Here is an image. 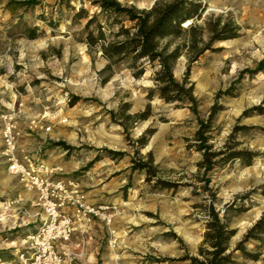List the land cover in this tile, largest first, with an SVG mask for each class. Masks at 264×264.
Listing matches in <instances>:
<instances>
[{"label": "rangeland", "instance_id": "1", "mask_svg": "<svg viewBox=\"0 0 264 264\" xmlns=\"http://www.w3.org/2000/svg\"><path fill=\"white\" fill-rule=\"evenodd\" d=\"M25 1L30 0H0V263L17 258L44 218L35 195L8 172L3 134L12 111L21 152L78 179L87 197L102 200L95 205L115 209L111 230L96 223L94 256L87 264H191L200 257L212 205L223 218L236 204L237 211H228L236 247L264 217V72L243 73L264 60V0H200L206 10L191 22L204 41L208 23L217 18L221 26L230 25L220 35L236 37L220 40L191 64L199 116L151 94L157 67L148 66L140 78L128 65L105 71L101 44L91 48L88 35L101 29L112 40L120 25L111 27L113 20L95 0ZM117 1L150 10L173 0ZM188 66L182 56L174 69L178 81ZM232 85L230 95L218 97ZM215 104L222 110L208 135L217 165L207 171L200 166L196 133L198 119L207 121ZM147 110L146 120L136 116ZM146 131L141 147L137 141ZM237 151L255 157L232 159ZM149 152L150 181L145 172L132 170L133 159ZM111 239L118 241L115 249ZM245 247L248 256L237 252V264H264V233L253 231Z\"/></svg>", "mask_w": 264, "mask_h": 264}, {"label": "trees", "instance_id": "2", "mask_svg": "<svg viewBox=\"0 0 264 264\" xmlns=\"http://www.w3.org/2000/svg\"><path fill=\"white\" fill-rule=\"evenodd\" d=\"M94 3L99 5L110 20H113V24L109 23L111 27L114 24L120 25L117 32H111L112 40H109L101 29L98 30L97 36L94 35V32H90L88 35V44L91 48H96L98 44H101L102 56L108 61L105 71L120 65H128L135 76L140 78L146 73L148 66L157 67L158 70L154 77L156 87L151 90V94L157 93L165 103L175 104L177 109L188 108L195 116H199V100L194 93V84L189 82L191 64L205 52L213 49L215 43L236 37V34L223 37L220 35L227 32L229 23H224L221 26L219 18L213 24L209 22L207 31L210 36L207 41H204L201 29H198L196 25L184 27L186 21L199 17L206 10L200 0L159 1L150 10L124 6L117 0H95ZM21 4L32 5L35 4V1H25ZM85 12L82 9L79 16ZM95 21L96 17L90 19L88 26ZM126 22L131 23V26H126ZM185 36L190 38V43L177 42L178 39ZM182 56L189 58V66L184 79L178 81L174 75V69ZM259 72H264V60L258 64L255 70H246L243 73L255 75ZM232 88L233 85L228 91L219 93L218 97L230 95ZM211 110L207 121L198 119L199 129L196 133L197 141H199L198 150L203 153V161L200 166L207 171H211L217 165V162L214 161L216 154L211 151L212 145L209 144L211 137L208 133L211 132L210 125L213 119L222 109L215 104ZM136 116L146 120L149 117V112L147 110ZM147 133L148 131L137 141L141 147L145 145ZM107 152L112 156L125 155L123 152ZM136 155L139 157V152H136ZM253 157H255L254 154L246 155L242 151L232 153V159L237 158L244 162H250ZM153 161V155L149 152L146 158L133 159L132 170L145 172L147 180L150 181L153 176L151 167ZM235 206L236 204L228 206L223 218L220 217V213L214 205L210 207L207 231L199 251L200 257H192L191 264H237L235 258L237 252L248 256L245 244L252 238L253 231L264 233V217L233 248L231 241L237 232L230 227L228 211H237Z\"/></svg>", "mask_w": 264, "mask_h": 264}, {"label": "built area", "instance_id": "3", "mask_svg": "<svg viewBox=\"0 0 264 264\" xmlns=\"http://www.w3.org/2000/svg\"><path fill=\"white\" fill-rule=\"evenodd\" d=\"M12 113L5 116L3 134L8 172L35 195L44 218L39 229L25 239L17 258L0 264H76L77 255L69 250L70 245L88 237L98 221L111 230L114 208L91 204L78 179L62 176L60 168L30 152H21L20 133ZM45 131L51 132L52 127ZM117 242L111 239L109 244L115 249Z\"/></svg>", "mask_w": 264, "mask_h": 264}, {"label": "crops", "instance_id": "4", "mask_svg": "<svg viewBox=\"0 0 264 264\" xmlns=\"http://www.w3.org/2000/svg\"><path fill=\"white\" fill-rule=\"evenodd\" d=\"M89 196V195H88ZM90 197H88V200L91 204H96L97 202H101V199H89ZM99 225H97L96 223L92 226L90 235L88 237H86L83 241L80 240H76L73 244L70 245L69 250L73 253H75L77 255V260H83L82 262L84 264H87V262L91 261L92 256H94V246L93 244L95 242H93L94 239V235L96 234V228ZM91 255V256H90ZM76 262V264H81L80 262Z\"/></svg>", "mask_w": 264, "mask_h": 264}, {"label": "bare ground", "instance_id": "5", "mask_svg": "<svg viewBox=\"0 0 264 264\" xmlns=\"http://www.w3.org/2000/svg\"><path fill=\"white\" fill-rule=\"evenodd\" d=\"M191 24H192L191 20H188L185 22L184 27H189Z\"/></svg>", "mask_w": 264, "mask_h": 264}]
</instances>
